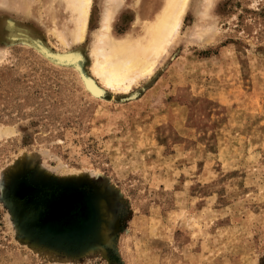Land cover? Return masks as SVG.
Masks as SVG:
<instances>
[{"label":"rangeland","instance_id":"obj_1","mask_svg":"<svg viewBox=\"0 0 264 264\" xmlns=\"http://www.w3.org/2000/svg\"><path fill=\"white\" fill-rule=\"evenodd\" d=\"M102 2L82 43L57 18L62 43L0 0V264H264V0H190L153 77L98 98L82 79L102 89L87 49ZM133 2L114 36L138 33ZM76 50L74 66L52 56ZM78 190L89 227L56 232Z\"/></svg>","mask_w":264,"mask_h":264},{"label":"bare ground","instance_id":"obj_2","mask_svg":"<svg viewBox=\"0 0 264 264\" xmlns=\"http://www.w3.org/2000/svg\"><path fill=\"white\" fill-rule=\"evenodd\" d=\"M11 1L16 4L18 9L22 10L20 13L25 19L29 18L32 13L38 16L40 13L45 14L46 19L53 26L54 34L62 43L66 38L58 28L56 20L60 16H68L67 25L71 31L72 40L75 43L84 41L92 0ZM123 1L103 0L99 28L93 32L92 38L87 44L91 59V75L101 83L102 89L97 88L99 86H95L90 77L85 79L83 75L82 82L90 94L98 98H101L105 93V89L129 92L140 80H147L154 74L158 64L168 54L190 3V0H162L159 5H147V7L148 0H135V3L131 0L134 3V24L137 25L135 29H139L138 33L131 32L118 37L111 32V18ZM35 4L38 7L32 12L31 5ZM4 28L14 38L27 34L24 29L11 22L5 24ZM58 54H52V56L56 57V60L74 65L83 57L78 50Z\"/></svg>","mask_w":264,"mask_h":264},{"label":"flooded vegetation","instance_id":"obj_3","mask_svg":"<svg viewBox=\"0 0 264 264\" xmlns=\"http://www.w3.org/2000/svg\"><path fill=\"white\" fill-rule=\"evenodd\" d=\"M61 208L51 223L56 232L73 233L75 236L82 234L89 227L90 208L84 192L78 190L71 194Z\"/></svg>","mask_w":264,"mask_h":264},{"label":"water","instance_id":"obj_4","mask_svg":"<svg viewBox=\"0 0 264 264\" xmlns=\"http://www.w3.org/2000/svg\"><path fill=\"white\" fill-rule=\"evenodd\" d=\"M21 185V184H20ZM24 187H25V189H23V190H20L19 189V185H15L14 186V188H13V193L16 195V196H21L22 194H24V193H26V192H29L30 191V187L29 186H27V185H25L24 184Z\"/></svg>","mask_w":264,"mask_h":264}]
</instances>
